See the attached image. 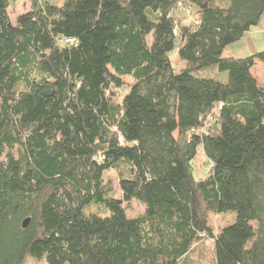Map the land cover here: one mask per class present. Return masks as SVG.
<instances>
[{
  "label": "trees",
  "instance_id": "16d2710c",
  "mask_svg": "<svg viewBox=\"0 0 264 264\" xmlns=\"http://www.w3.org/2000/svg\"><path fill=\"white\" fill-rule=\"evenodd\" d=\"M13 1L0 0V264H189L207 238L212 264H264V87L251 74L264 50L223 54L264 0H31L12 19ZM179 5L195 21L178 22ZM200 148L210 166L196 178ZM229 211L214 233L208 214Z\"/></svg>",
  "mask_w": 264,
  "mask_h": 264
},
{
  "label": "rangeland",
  "instance_id": "374dc122",
  "mask_svg": "<svg viewBox=\"0 0 264 264\" xmlns=\"http://www.w3.org/2000/svg\"><path fill=\"white\" fill-rule=\"evenodd\" d=\"M42 1V0H40ZM55 3H61L63 0H50ZM32 6L31 0H15L9 6V14L10 17L13 19L17 14L30 10ZM183 11V10H182ZM178 12L175 17L178 22L188 25L190 22L195 21L196 17V9L187 8L183 12ZM252 31H255V28H252ZM249 35V36H248ZM242 41L245 45L243 48H253L255 51H262L264 50V34L260 32H254L253 34L250 32ZM179 42H176V47L170 53V58L172 63L176 67H181V63L179 57L177 55V45ZM247 49V50H248ZM248 54V53H247ZM255 73L257 74L259 80L264 83V67L259 65L255 69ZM213 74V73H212ZM215 76V75H213ZM222 81H225L226 75L222 74L219 76ZM124 83L130 84L132 79L130 77H123ZM125 90V87L121 88V92ZM202 149L200 148V151ZM209 161L207 160L206 156L203 152H198L194 162H193V169H194V176L196 178L203 177L207 174L209 170ZM104 183H110L113 188L115 189L114 193L117 197H120V193L118 190V172L116 170H107L103 174ZM126 207V213L128 217H138L144 213V205L136 200H131L129 202H124ZM235 213L234 212H226V213H209L208 214V224L212 228L213 232L216 233L219 231L220 228L231 224L235 221ZM213 241L210 238L202 239L199 242L195 243L192 251L189 254L190 263L189 264H212V245ZM25 264H43L42 260L34 259V258H26Z\"/></svg>",
  "mask_w": 264,
  "mask_h": 264
},
{
  "label": "crops",
  "instance_id": "0c3cea01",
  "mask_svg": "<svg viewBox=\"0 0 264 264\" xmlns=\"http://www.w3.org/2000/svg\"><path fill=\"white\" fill-rule=\"evenodd\" d=\"M252 28H255L254 30H255L256 32H260L261 34H264V14H263V16H262L260 22H259L257 25L251 27L250 30L244 34V36L241 38V40H239V41H237V42H235V43H232V44L228 45V46L224 49V51H223L224 56H232V57H236V58H241V57H246V56H248V55H251V54L257 52V51H255L253 48H250V49H248L247 47H246V48H243V45H245V44L243 43L242 40H243L244 38L249 39V38L246 37V36H247L250 32H251L252 34L255 32V31H252V30H253ZM248 36H249V35H248ZM247 49H248V50H247ZM247 53H248V54H247ZM259 65H261V66L264 67V63H263V62H260V61L257 60V61L255 62V64L252 66V68H251V74L254 76V78L256 79L257 83H258L260 86L264 87V83H262V82L259 80L257 74L255 73V69H256L257 67H259Z\"/></svg>",
  "mask_w": 264,
  "mask_h": 264
},
{
  "label": "water",
  "instance_id": "95a60500",
  "mask_svg": "<svg viewBox=\"0 0 264 264\" xmlns=\"http://www.w3.org/2000/svg\"><path fill=\"white\" fill-rule=\"evenodd\" d=\"M30 222V218L27 217L22 221V227H26L28 225V223Z\"/></svg>",
  "mask_w": 264,
  "mask_h": 264
},
{
  "label": "built area",
  "instance_id": "2783aa9c",
  "mask_svg": "<svg viewBox=\"0 0 264 264\" xmlns=\"http://www.w3.org/2000/svg\"><path fill=\"white\" fill-rule=\"evenodd\" d=\"M179 6H180V8H181L183 11L187 9L186 7H183V5H179Z\"/></svg>",
  "mask_w": 264,
  "mask_h": 264
}]
</instances>
